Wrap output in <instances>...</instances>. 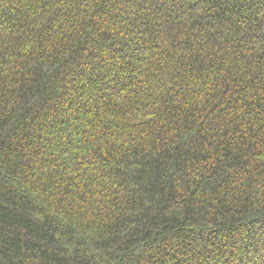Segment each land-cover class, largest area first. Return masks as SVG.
Here are the masks:
<instances>
[{"label":"trees","instance_id":"trees-1","mask_svg":"<svg viewBox=\"0 0 264 264\" xmlns=\"http://www.w3.org/2000/svg\"><path fill=\"white\" fill-rule=\"evenodd\" d=\"M0 264H264V0H0Z\"/></svg>","mask_w":264,"mask_h":264}]
</instances>
